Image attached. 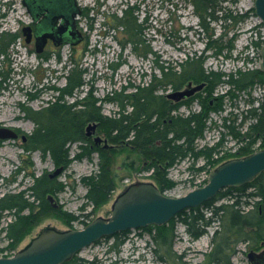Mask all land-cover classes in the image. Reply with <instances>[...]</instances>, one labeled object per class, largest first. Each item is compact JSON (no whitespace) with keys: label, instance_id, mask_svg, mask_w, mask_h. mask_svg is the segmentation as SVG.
<instances>
[{"label":"rangeland","instance_id":"rangeland-1","mask_svg":"<svg viewBox=\"0 0 264 264\" xmlns=\"http://www.w3.org/2000/svg\"><path fill=\"white\" fill-rule=\"evenodd\" d=\"M83 13L78 16V26L85 40L76 45L47 43L43 52L37 53L33 41L26 43L22 28L31 24V18L22 5L21 0H0V34L11 32L18 34L14 45L6 49L7 57H0V126L17 131L16 139L0 140V196L7 192L25 189L32 183L30 172L36 176L56 169L49 156H42L39 151L27 153L22 145L27 142V135L34 129V121L29 118L26 109L37 110L46 106L59 94L55 88L66 84V74L69 67L77 63L83 72L84 84L72 96L64 97L66 103H74L86 96L96 98V105L104 116L113 117L118 109L114 101H110L114 91L122 87L146 85L155 76H160V64L177 63L192 55H204L203 66L207 71L221 72L226 75L238 71H252L259 68L260 46L253 41L264 44V27L256 15H250L241 25L233 26L231 21L211 22L208 30L198 26L199 19L193 12V6L182 0H77ZM129 4H139L138 21L147 17L140 33H126L121 26L116 25L114 17L122 15V9ZM254 0H239L229 7L233 12H249ZM86 13V15H85ZM226 32L220 49H208L209 35L215 38ZM137 31V30H136ZM130 38L138 41L132 43ZM3 42V45H2ZM4 48L6 39L0 40ZM209 43V42H208ZM42 55V56H40ZM45 55L46 57H43ZM74 62V63H73ZM193 84V83H192ZM194 85V84H193ZM128 87L125 92L133 91ZM224 85L218 86L211 103L221 101L217 109L208 112L204 120L203 133L195 140L196 150H204L216 146L217 153L208 159L200 155L197 159L186 156L166 169L167 178L173 182L171 188L163 193L168 196H180L189 190L202 186L207 182L208 173L217 161L216 166L240 155L244 143L234 137L233 131L242 133L252 122L249 109L260 102L264 93V84L260 81L249 88L239 91L232 88V94ZM169 86L156 89L157 94H168ZM201 97L205 92L198 91ZM196 93V92H195ZM194 93V94H195ZM193 94V95H194ZM198 95L183 101L172 111L175 116H188L201 110ZM121 96V95H119ZM88 125V124H86ZM229 126V127H228ZM86 127V126H85ZM22 136L25 137L22 140ZM95 136L102 141L95 143ZM108 133L97 125L91 135H88L89 149L101 148L107 140L108 154L112 158V173L115 189L107 201L98 207L87 205L86 187L81 178L91 174L98 168V154H92L77 160L78 144L68 146L71 161L59 175L55 176L63 189L52 195L48 201L51 209L33 226L19 241L16 252L25 248L38 234L52 228L59 231L81 229L97 217H108L113 202L128 186L137 182H152L157 185L155 163L150 158L137 154L129 144H113L108 139ZM263 146V147H262ZM264 148V138L252 145L251 151ZM248 155V154H247ZM31 163L29 170L25 169L23 160ZM162 167L161 164H159ZM20 167L24 169H20ZM249 206H246L247 209ZM41 214H44L42 212ZM74 220L68 219V215ZM205 216L209 212L204 210ZM11 219L9 213L0 218V254H11L7 249L3 227ZM214 227H208L198 238L187 233L185 226L177 221L175 224L176 238L172 251L182 258L172 261V264H199L204 253L211 248V236ZM264 242V241H263ZM110 241L100 239L97 244L83 248L77 255L85 260H95V264H171L161 261L152 251L153 243L148 233L141 229H131L126 241L118 252L108 251ZM262 241L254 245L240 243L231 256L232 264H250L246 254L250 250H261Z\"/></svg>","mask_w":264,"mask_h":264},{"label":"trees","instance_id":"trees-1","mask_svg":"<svg viewBox=\"0 0 264 264\" xmlns=\"http://www.w3.org/2000/svg\"><path fill=\"white\" fill-rule=\"evenodd\" d=\"M193 6V12L198 17V26L203 30H208L211 22L231 21L233 26H239L254 15V9L249 12H233L229 7L239 0H182ZM172 5L173 2L168 0ZM120 17H114L116 25L121 26L126 33H140V28L147 23V17L138 21L134 13H138L139 4H129L122 9ZM86 15V13H85ZM224 25V30L226 25ZM137 30V31H136ZM212 38L209 35L208 49L214 51L220 49L223 37L226 32ZM18 34L2 32L0 40L6 39L4 48L0 43V57H7L6 49L16 43ZM132 43L138 41L130 38ZM255 46L258 41H253ZM3 45V42H2ZM42 56V55H40ZM43 57H46L43 55ZM74 63V62H73ZM204 55L187 56L186 59L175 66L170 64H160V76H155L146 85L124 86L120 91H114L110 101H114L118 109L113 117L104 116L100 108L96 105V98L89 95L77 100L74 103H66L64 97L72 96L83 84V72L77 63L68 69L66 74V84L63 87L55 88L59 94L54 100L37 110L26 109L29 118L34 121L33 131L27 135V142L22 145L28 154L32 151H39L41 155L49 156L55 167L66 169L71 161L69 158L68 146L72 143L78 144L79 150L73 158L80 160L89 157L92 152L98 154V168L91 174L81 178L86 187L87 205L92 208L98 207L107 201L115 189V182L112 173V158L108 154V147L90 148L91 142L86 135V124L96 122L108 133V139L113 144H129L137 154L143 155L154 161L157 174V186L161 192L173 186V182L167 178L166 169L174 165L186 156L198 158L203 155L210 163V157L217 153L214 146L204 150H196L195 140L204 131L206 116L211 110L217 109L221 101H208L212 97L214 90L221 85L227 87V92L232 94V88L242 91L249 88L253 83L260 81L264 84V73L258 68L252 71H238L236 74L224 75L221 72L207 71L204 66ZM1 64V60H0ZM3 72H0L2 75ZM188 82L193 84L204 83L202 92L206 96L198 95L201 110L188 116H175V110L183 101H187L192 96L173 101L165 94H157L159 87L169 86L172 91L183 89ZM128 87H133V91L125 92ZM121 95V96H119ZM249 117L252 119L244 132L233 131V135L241 143L240 155L250 154L251 147L257 141L264 138V93L258 105L249 109ZM229 127V126H228ZM25 169L29 170L31 163L28 159L23 160ZM214 167L217 161H214ZM162 167H160V165ZM20 169H24L20 167ZM49 173L44 172L38 176L30 172L32 183L25 189L16 192H7L0 196V218L9 213L11 219L3 227L4 237L7 240V249L16 252V247L23 236L45 217L48 212L56 211L51 209L48 195H54L61 191L64 186L57 182L56 177H49ZM246 206H249L245 209ZM204 210L209 212L205 216ZM48 211L46 214L45 212ZM44 212V214H41ZM68 215V219L74 217ZM182 223L187 233L194 238H198L208 227L213 226L211 236V248L203 255V260L199 264H232L231 256L236 252L240 243L254 245L258 241H264V171L258 174L250 182L237 186L226 187L217 194L203 202L201 205L182 210L173 216L163 225H148L139 228L144 233H148L153 243L152 251L157 258L164 262L180 261L182 256L172 251L176 238L175 224ZM131 230L120 231L111 236L104 237L110 241L108 251L118 252L119 247L126 241ZM100 240L94 244L99 243ZM11 254L2 253L5 256ZM174 258V259H173ZM172 260V261H171ZM95 260H85L74 255L71 259L62 264H95ZM181 264H184V262Z\"/></svg>","mask_w":264,"mask_h":264},{"label":"water","instance_id":"water-1","mask_svg":"<svg viewBox=\"0 0 264 264\" xmlns=\"http://www.w3.org/2000/svg\"><path fill=\"white\" fill-rule=\"evenodd\" d=\"M22 1L26 4V0ZM72 1L68 0L67 11L64 8L60 9L57 0L31 1L33 11L36 12L35 17L38 18L44 14L35 33V51L37 53L43 51L48 39H52L55 45L62 43L61 35L65 28L69 29L70 36L75 35L73 17L79 14L80 10L76 12L73 9ZM253 8L255 15L264 24V0H254ZM59 19L61 22L60 25H57ZM22 33L25 36V42L29 43L32 37L31 26H24ZM78 40L79 36L70 42L76 44ZM260 55L259 70L264 73V45L260 48ZM203 86L204 83L193 85L188 82L184 89L172 91L166 96L173 101H179L192 96ZM96 127V122L88 123L86 134L91 135ZM17 137L16 130L0 126V139H16ZM24 139L25 137L22 136V140ZM94 141L100 143L102 139L100 136H95ZM107 146H109L107 140H104L103 147ZM62 171L63 167L60 166L48 175L53 178ZM263 171L264 148L222 162L209 172L204 185L195 187L180 196H168L152 182L131 184L117 196L108 217H97L81 229L59 231L48 228L42 230L25 248L11 256H0V264H62L83 248L104 237L120 231L144 228L148 225H163L182 210L201 205L226 187L244 185ZM48 199L52 201L51 194L48 195ZM246 256L250 264H264V248L259 251L250 250Z\"/></svg>","mask_w":264,"mask_h":264},{"label":"flooded vegetation","instance_id":"flooded-vegetation-1","mask_svg":"<svg viewBox=\"0 0 264 264\" xmlns=\"http://www.w3.org/2000/svg\"><path fill=\"white\" fill-rule=\"evenodd\" d=\"M31 1H33V2H36V0H26L25 2H26V4H24L23 3V1L21 0V2H22V5L25 7V9H26V12H27V14L29 15V17L31 18L30 20V22H31V24H30V26H31V28H32V37H31V40H30V42L31 41H33V43H34V46H35V33H36V30H37V28H38V23H39V21L40 20H42L43 19V17H44V14H42L40 17H38V18H36L35 17V14H36V12H34L33 11V3H31ZM41 1V0H40ZM50 2V1H49ZM57 4H59V6H60V9H62V8H64L66 11L68 10V0H57ZM72 4L74 5V10H76V12L77 11H79L80 10V13L79 14H76L74 17H73V32H75V35L74 36H70L69 35V29H67L66 30V28L64 29V32H63V34L61 35V42L62 43H60L59 45H61V44H64V43H67V44H69V45H71V46H73V45H76V44H78V43H80V42H82L83 41V39L85 40V36H84V34L82 33V31H81V29L79 28V26H78V16H80L82 13H83V10H82V8H81V6H80V4L78 3V1L77 0H73L72 1ZM58 6V5H57ZM46 13V12H45ZM66 14V13H65ZM60 22H61V19H59L58 20V22H57V25H60ZM58 27V26H57ZM79 36V40L78 41H76L77 43L76 44H74V43H72V42H70L72 39H74L75 37L76 38H78V36ZM49 42H51L53 45H55L54 44V41L52 40V39H48V41H47V43H49ZM46 43V44H47ZM59 45H55V46H59ZM46 46V45H45ZM44 50V49H43ZM43 52V51H42ZM88 136V135H87ZM264 248V245H263V247H262V249ZM261 249V250H262ZM256 251V250H255ZM259 251V250H258Z\"/></svg>","mask_w":264,"mask_h":264},{"label":"bare ground","instance_id":"bare-ground-1","mask_svg":"<svg viewBox=\"0 0 264 264\" xmlns=\"http://www.w3.org/2000/svg\"><path fill=\"white\" fill-rule=\"evenodd\" d=\"M206 183V182H205Z\"/></svg>","mask_w":264,"mask_h":264}]
</instances>
